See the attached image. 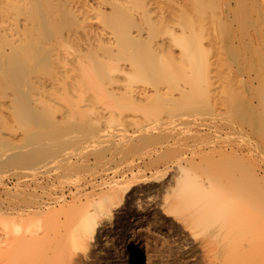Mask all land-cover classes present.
<instances>
[{
  "label": "bare ground",
  "instance_id": "6f19581e",
  "mask_svg": "<svg viewBox=\"0 0 264 264\" xmlns=\"http://www.w3.org/2000/svg\"><path fill=\"white\" fill-rule=\"evenodd\" d=\"M156 163L195 264H264V0H0V264L89 260Z\"/></svg>",
  "mask_w": 264,
  "mask_h": 264
},
{
  "label": "rangeland",
  "instance_id": "374dc122",
  "mask_svg": "<svg viewBox=\"0 0 264 264\" xmlns=\"http://www.w3.org/2000/svg\"><path fill=\"white\" fill-rule=\"evenodd\" d=\"M57 117H60L59 114ZM105 159H114V166L124 167L132 164L134 156L123 157L120 154L113 158L110 154H107ZM164 165L156 163L155 165H148L150 167L143 166V171L135 170L138 178L140 175L143 176H140L136 183L134 182L135 184H131L127 189V193L123 194V202L119 205V208H114V212L116 210L117 213L119 212L118 214L116 213L114 222L113 220L109 221L105 217L100 219L97 235H95L93 243L91 242L93 249H91L89 260L87 259L90 261L88 264H195L196 257L200 255V252L195 248V251H193L192 247L195 245L190 236V233H192L190 232L191 227L184 229L191 221L190 217L187 216V219H189L185 218L186 221L182 222L183 219H175L176 216L167 215V211L165 212V210L163 212V206L168 202L167 198H171V202L173 201L174 197L172 198V196L176 182L173 171H170V174L169 172L165 174V170H163L165 169ZM171 173L173 174L171 175ZM86 174L88 173H84L82 176H86ZM173 175L174 179L171 177ZM130 178L129 175L125 179L126 183ZM60 182L57 179L53 180V186H57L56 188L59 189L61 186ZM126 183L122 186L123 189H126L128 185ZM34 184L30 188H26V192L32 193L35 188L36 192L35 190L34 192L41 195L42 192H49L52 189L47 187V182L42 183L40 181ZM4 196L0 194V199L6 201L7 197L4 198ZM164 200L167 201L165 202ZM119 209H123L124 211ZM126 215L127 218L124 217ZM181 223H185L184 225L187 223V225L184 227ZM145 240L150 245L148 249L142 246ZM86 261L84 260L82 264H85ZM257 263V261L253 262V264Z\"/></svg>",
  "mask_w": 264,
  "mask_h": 264
}]
</instances>
